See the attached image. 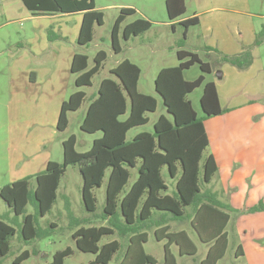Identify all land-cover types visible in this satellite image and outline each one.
Listing matches in <instances>:
<instances>
[{"label":"trees","instance_id":"1","mask_svg":"<svg viewBox=\"0 0 264 264\" xmlns=\"http://www.w3.org/2000/svg\"><path fill=\"white\" fill-rule=\"evenodd\" d=\"M23 2L33 15L82 13L77 39L79 49L93 40L96 26L104 23V12L97 8L95 0ZM165 7L172 28L184 27L185 39L181 41L184 43L189 28L199 25V18L181 20L187 11L186 0H166ZM136 13L133 7L120 8L111 33L115 53L122 51L121 38L127 41L151 28L152 23L144 17L124 24ZM48 38L50 41L67 40L55 34L52 27L48 29ZM263 43L264 25L256 33L254 43L237 55L207 49L218 52L222 63L244 70L253 63L252 49ZM107 57L105 50H99L94 56V65L89 67L87 54L77 51L74 55L71 73L75 74L77 90L61 106L59 132L68 128L70 113L79 111L86 103L87 93L81 88L92 85L93 77ZM177 58V65L163 67L155 77V91L162 97L167 114L157 118L152 131L139 132L132 139L127 137L132 128L149 122L147 113L157 110L158 100L139 90L140 66L123 59L110 70L115 78H103L96 94L87 102L80 128L86 133L101 132L91 148L78 151L77 137L72 134L63 141L61 163L50 161L45 170L0 188V199L8 206L0 212V264L11 253L15 240L23 246H35L37 241L65 228L55 221L43 225L40 219L52 212L57 203L61 179L69 166H77L82 177L83 213L80 217L74 215L66 196L64 206L76 247L95 256L87 264H109L120 250L118 264H158V259L145 250L150 237L146 229L153 230L158 243L163 244L162 264H179L172 247L181 256H194L198 248L186 230H172L170 223L177 221H188L195 238L207 245L201 264H218L223 259L229 247L227 227L231 219L229 211L233 208L210 186L218 166L213 155H206L209 138L204 122L229 110L221 106L216 83L212 79L206 81V74L214 71L213 64L185 49L177 50ZM195 64L202 73L187 80L185 71ZM201 86L202 115H199L188 95ZM131 169H136L138 174L129 184ZM103 185L105 201L102 210H98L96 190ZM28 206L33 207L32 211ZM260 210H264L262 201L252 208V211ZM115 234L127 237V244L123 246L119 239L101 244L104 237ZM238 250L237 257L243 256L241 246ZM33 254H39L38 248H33ZM71 254L70 247L59 250L44 264H65ZM30 257L31 251L25 249L15 257L14 263L21 264Z\"/></svg>","mask_w":264,"mask_h":264},{"label":"rangeland","instance_id":"2","mask_svg":"<svg viewBox=\"0 0 264 264\" xmlns=\"http://www.w3.org/2000/svg\"><path fill=\"white\" fill-rule=\"evenodd\" d=\"M165 1L166 0H97L99 6L113 4L115 6L103 9L104 23L96 26L93 40L87 46L79 49V51L88 55L89 67L94 65V56L99 50H105L108 53V57L101 70L93 77L92 85L81 88L86 91L87 100L79 111L70 113L68 128L62 132L57 130L52 140L42 146L36 145L38 132L35 128L39 125H31L37 121H34V119H38L40 111L32 105L33 94L31 90L27 89V86L24 85L23 76L28 68L34 71V68L38 64L37 62H41L47 54L39 56L33 54L31 46L28 44L30 42L27 40L29 36L27 31L30 27L28 22L22 21V23L18 22V24L7 22V18L0 6V187L12 183L14 179L22 178L24 175L26 176V173L30 171V169H25L24 164L33 161L37 162L46 151H51L53 158L62 162V141L69 138L72 134H75L77 137L76 148L78 151L84 152L91 148L93 140L100 137L101 132L92 134L81 130L80 124L84 117L85 106L92 92H97L103 78H115L110 73V69L121 59L129 58L140 66L141 76L138 85L139 90L145 94L156 97L158 100L157 110L147 113L149 122L132 128L128 132L127 137L128 139H132L139 132L153 130V124L157 118L161 114H167L162 97L155 91V77L161 68L178 64V43L185 39L184 27L177 25L176 28L173 29L171 22L168 24L169 21ZM118 4L131 6L137 11L136 14L129 16L124 24L136 18L144 17L152 23V26L148 31L139 36L131 37L127 41L121 38L120 44L122 51L120 53H115L111 46V33L116 17L120 11V8L117 6ZM186 6L187 11L184 17L200 9L196 0H186ZM236 9L238 10V14L235 15H237L238 19L241 18L243 22L242 31L244 37L245 39H249V35L253 32V24L264 23V0H242L241 4L236 5ZM209 15H213V13ZM21 24H23V26H21ZM56 25L58 24L53 22L50 26L54 27H52L53 32L54 29H56ZM190 32L192 36H194L192 32L196 33V35H200L198 26L191 27ZM236 32L239 31L236 30ZM54 33L59 34V31ZM59 35L62 36V34ZM198 37L199 36L190 37L191 40L189 39V43H193L195 47L204 45V42L201 40L202 37ZM57 41H63V43L69 44V38H67V40L57 39L51 42ZM246 47L245 50L247 49ZM198 53L203 61L212 63L215 69V72L211 75L206 74V81L213 79L217 80L219 84L226 83L227 78L224 80L218 79L217 73L223 71L218 52L213 51L207 54L204 48H198ZM263 62L264 52L262 51V56H260L257 61L258 67L256 73H258V70L262 74L264 73L260 65L263 64ZM201 73L202 71L199 65L195 64L185 71L184 76L187 80H193ZM32 80L33 79H31V81ZM69 83H71L70 90H74V87H76L75 74H71ZM202 92L203 86L198 87L188 95V98L192 101L199 115H202L200 106ZM49 146H51V150L48 148ZM131 172L132 175L129 184L135 181L138 174L136 169H131ZM81 183L82 177L78 167L69 166L66 174L61 179L57 203L54 205L52 212L40 219L43 225L47 221H55L58 222L59 226H65V228L55 232L48 238L37 241L35 246H23L15 240L12 244L14 247L11 253L3 258L1 264H15V257L24 249H29L31 251V257L21 264H44L50 262L54 253L69 247L72 249V254L66 258L65 264H87L95 258L94 254L79 251L76 247L75 241L72 239L73 231L68 227L69 221L64 206V194L68 193L66 197L70 200L74 215L77 217L82 215L83 211L81 210L80 201ZM259 184L262 186L259 187ZM210 186L212 187L213 185L211 184ZM244 186V189L229 188L220 192L223 200L228 203L231 202V194L238 196L240 201H246L248 199L258 201L255 202V205L246 208L231 207L233 210L229 211L231 219L227 227L229 233V248L225 257L219 264H264V210L252 211V208L258 205L259 202L262 201L264 203V177H262L260 181L247 180L244 182ZM96 194L98 197V210H102L105 201V186L103 185L98 188ZM7 209L8 206L0 199V212ZM32 209V206H28L29 211H32ZM97 223L106 222L97 221ZM170 224L173 231L186 230L190 233L198 246L196 260L194 261L192 257L190 258L188 256L180 258V264H200L201 259L206 254L207 245L195 238V235L188 225V221H177L171 222ZM146 231H148L150 237L148 243L145 244V250L154 255L158 259L159 264H161L164 254L162 244H159L156 240L153 230L146 229ZM110 239H119L123 243V246L128 242L127 237L121 238L118 234H115L113 237H104L101 244ZM240 246L244 256L237 257L235 251ZM33 248H38L39 254L34 255ZM121 251L122 250L115 254L113 260L109 264H118Z\"/></svg>","mask_w":264,"mask_h":264},{"label":"crops","instance_id":"3","mask_svg":"<svg viewBox=\"0 0 264 264\" xmlns=\"http://www.w3.org/2000/svg\"><path fill=\"white\" fill-rule=\"evenodd\" d=\"M196 2L200 6L199 11L195 10L181 20L197 16L200 21L198 25L200 35L192 32L194 35L192 36L191 28H189L186 40L184 43L179 41L178 49L198 53V48H204V51L210 54L213 50L207 48H216L224 54L237 55L246 46L254 43L256 33L264 25V23L253 24L252 34L249 35V39H245L242 31V19H238L237 15H235L238 14L236 5L241 4L242 0H196ZM95 3L97 8L101 10L115 6L114 4L99 6L97 0H95ZM0 6L7 18V22L15 24H18V22L22 23V21L28 22L30 27L27 31L29 35L27 40L30 42L28 44L31 46L33 54L35 56L47 54L46 57L48 59L44 57L41 62H37L38 64L34 71L28 68L23 76L24 85L33 94L32 105L40 111L38 119H34V121H37L31 125H39L35 128L38 132L36 145L42 146L52 140L55 132H57V122L63 102L77 90L76 87H74V90H70L71 83H69V79L72 74L71 66L74 55L79 51V47L76 45L83 14L33 15L25 6L23 0H0ZM117 6L118 8L131 7L123 4H118ZM211 13L213 15H209ZM53 22L58 24L56 25V29H58H54V32L59 31V34L69 38V44H65L63 41L51 42L48 39L47 30ZM236 30L239 32H236ZM197 36L202 37L201 40L204 45L195 47L193 43H189V39L191 40L192 37ZM262 51L264 52V43L253 49L254 60L248 69L242 70L229 63H222V77L218 76V79L224 80L227 78L226 83L219 84L217 80L212 79L217 85L221 106L229 110L204 122L209 138L206 155H213L218 166V172L212 179L211 184L213 186L211 188L219 192L221 197L220 192L224 190L229 188L244 189L245 181H260L264 177V73L262 74L259 70L256 73L257 61L262 56ZM120 61H117L116 65ZM263 64H260L262 70H264ZM31 79L33 80L31 81ZM95 94V92H92L90 98H93ZM86 108L87 104L84 109L85 113ZM48 148L51 150V146ZM63 158L62 145V161ZM50 161L60 162L53 158L51 151H46L37 162L25 163L24 168L30 169L26 176L45 170ZM26 176L24 175V177ZM22 178L20 177L19 179ZM19 179H14L12 182ZM261 186L259 184V187ZM64 196H68V193H65ZM230 201L229 204L234 208H246L255 205L258 200L248 199L240 201L238 196L231 194ZM171 249L176 255L179 264L180 258L189 256L195 261L198 254L197 251L194 256H181L175 247ZM237 251L239 250L236 249V254L238 253Z\"/></svg>","mask_w":264,"mask_h":264},{"label":"water","instance_id":"4","mask_svg":"<svg viewBox=\"0 0 264 264\" xmlns=\"http://www.w3.org/2000/svg\"><path fill=\"white\" fill-rule=\"evenodd\" d=\"M217 74L220 78L222 77V71H219Z\"/></svg>","mask_w":264,"mask_h":264}]
</instances>
